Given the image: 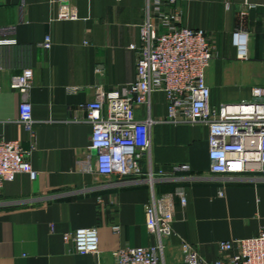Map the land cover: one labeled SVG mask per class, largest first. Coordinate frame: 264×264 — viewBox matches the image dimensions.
<instances>
[{"label": "crops", "instance_id": "crops-1", "mask_svg": "<svg viewBox=\"0 0 264 264\" xmlns=\"http://www.w3.org/2000/svg\"><path fill=\"white\" fill-rule=\"evenodd\" d=\"M249 3L179 0L173 7L178 25L203 31L214 48L205 72L212 107L250 100L253 88H264V0ZM146 6L147 0H0V41L13 42L0 46V140L19 142L36 174L3 184L0 264H112L120 249L156 243L144 212L153 195L174 196L173 235L163 264H185L181 242L213 264L236 252L222 255L221 242L251 239L264 230V180L211 174L207 128L164 122L162 95L151 100L149 159L153 171L170 180L152 189L135 181L120 185L94 172L83 107L98 93L134 81L136 52L129 46L140 42ZM62 8L73 9L77 20H59ZM234 33L245 42V60L237 58ZM46 37L49 50L42 47ZM25 68L33 72V85L22 96L10 86ZM23 101L31 106V132L19 122ZM136 117L144 120L145 109ZM175 165L190 171L172 174ZM90 228L97 230V255L75 254L62 240Z\"/></svg>", "mask_w": 264, "mask_h": 264}, {"label": "built area", "instance_id": "built-area-1", "mask_svg": "<svg viewBox=\"0 0 264 264\" xmlns=\"http://www.w3.org/2000/svg\"><path fill=\"white\" fill-rule=\"evenodd\" d=\"M178 1L147 0L140 42L129 46L136 52L134 81L121 90L98 93L83 107L85 122L91 127L89 148L94 152V172L120 185L135 181L149 184L152 189L156 182L170 180L163 171L154 172L149 159L154 124L151 100L154 95H162L166 104L164 122L207 128L211 174L227 179L264 180V88H253L250 100L211 106L205 72L214 58V48L203 31L178 25L173 9ZM243 1L252 7L250 0ZM58 19L75 21L77 14L62 8ZM12 43L0 41V46ZM233 45L237 58L247 59L245 42L238 33L233 35ZM42 47L51 48L49 37ZM32 85L33 72L25 68L12 78L10 87L26 96ZM141 108L147 114L144 120L136 117ZM19 122L31 132V106L25 101L19 106ZM28 156L19 142L0 140V193L3 184L19 174L35 178ZM189 171L187 165L171 167L172 174ZM175 196L185 206L184 194L177 192ZM3 205L0 195V206ZM144 212L146 230L156 243L120 249L113 254L112 264H163L165 244L173 235L174 196L153 195ZM62 240L72 245L75 254L99 253L95 228L76 230ZM180 249L185 264H208L192 245L181 242ZM219 250L222 255L236 252L230 257L221 256L213 264H264V230L251 239L221 242Z\"/></svg>", "mask_w": 264, "mask_h": 264}]
</instances>
